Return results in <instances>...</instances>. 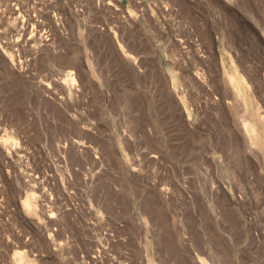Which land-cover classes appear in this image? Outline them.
Instances as JSON below:
<instances>
[{
  "label": "rangeland",
  "instance_id": "374dc122",
  "mask_svg": "<svg viewBox=\"0 0 264 264\" xmlns=\"http://www.w3.org/2000/svg\"><path fill=\"white\" fill-rule=\"evenodd\" d=\"M0 264H264V0H0Z\"/></svg>",
  "mask_w": 264,
  "mask_h": 264
}]
</instances>
